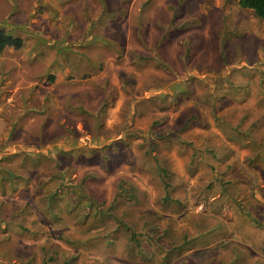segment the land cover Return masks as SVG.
Here are the masks:
<instances>
[{
	"label": "rangeland",
	"instance_id": "obj_1",
	"mask_svg": "<svg viewBox=\"0 0 264 264\" xmlns=\"http://www.w3.org/2000/svg\"><path fill=\"white\" fill-rule=\"evenodd\" d=\"M0 30V264H264V20L0 0Z\"/></svg>",
	"mask_w": 264,
	"mask_h": 264
},
{
	"label": "trees",
	"instance_id": "obj_2",
	"mask_svg": "<svg viewBox=\"0 0 264 264\" xmlns=\"http://www.w3.org/2000/svg\"><path fill=\"white\" fill-rule=\"evenodd\" d=\"M239 5L244 10L253 11L258 18L264 20V0H239ZM23 47L24 40L22 38L15 37L4 30H0V53L6 49L20 50ZM49 181L46 180L45 183ZM57 189H61L60 185ZM51 197L54 198V194H51L47 199L50 201Z\"/></svg>",
	"mask_w": 264,
	"mask_h": 264
}]
</instances>
